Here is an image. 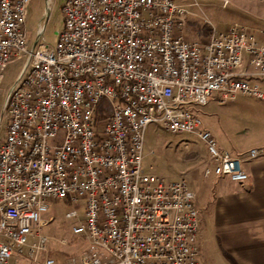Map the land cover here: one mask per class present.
Returning a JSON list of instances; mask_svg holds the SVG:
<instances>
[{
	"label": "built area",
	"instance_id": "1",
	"mask_svg": "<svg viewBox=\"0 0 264 264\" xmlns=\"http://www.w3.org/2000/svg\"><path fill=\"white\" fill-rule=\"evenodd\" d=\"M29 3L0 0V78L11 59L29 56L2 107L0 264H56L39 260L48 242L40 231L50 202L65 198L69 218L86 200L73 231L89 248L74 264H205L186 174L166 182L142 168L146 127L196 136L205 177L246 182L242 163L263 150L240 158L221 149L193 109L214 95L264 103V30L213 28L199 42L185 37L189 11L175 0H66L55 48L30 51Z\"/></svg>",
	"mask_w": 264,
	"mask_h": 264
},
{
	"label": "rangeland",
	"instance_id": "2",
	"mask_svg": "<svg viewBox=\"0 0 264 264\" xmlns=\"http://www.w3.org/2000/svg\"><path fill=\"white\" fill-rule=\"evenodd\" d=\"M66 0H30L25 29L30 51L39 44L55 48L58 35L64 24L62 6ZM189 11L185 19V37L205 42L213 28L224 32L233 25L247 27L259 36L264 30V0H175ZM198 3L196 5L195 3ZM29 56L11 59L0 78V139L4 138L8 118L2 112L6 94L11 89ZM218 96L210 98L207 104L197 106L193 111L201 118L203 127L209 130L220 148L243 158L253 148L264 152V103L249 97H238L224 104L218 103ZM264 158L244 161L245 170L254 162ZM208 159L205 145L189 133H171L161 123L151 122L145 131L142 168L145 173L162 178L166 182L177 181L183 174L189 187L196 193L200 203L211 200L217 192L214 174L203 175ZM226 180H230L228 177ZM70 200L55 199L44 218H51L42 226L41 234L48 240L45 251L39 255L40 262L53 258L56 264H74L89 248L84 234H75L73 227L85 217L86 200L78 199L74 204L77 217L66 216ZM65 239L66 244H61ZM32 239L30 238V241ZM204 240V242H203ZM200 258L205 264H229L224 254L219 253L204 226L198 237ZM25 254L27 248H24ZM7 264H33L24 256L12 257Z\"/></svg>",
	"mask_w": 264,
	"mask_h": 264
},
{
	"label": "crops",
	"instance_id": "3",
	"mask_svg": "<svg viewBox=\"0 0 264 264\" xmlns=\"http://www.w3.org/2000/svg\"><path fill=\"white\" fill-rule=\"evenodd\" d=\"M246 172L249 179L242 183L216 176L217 192L203 205L196 195L198 237L204 226L209 228L229 264H264V158Z\"/></svg>",
	"mask_w": 264,
	"mask_h": 264
},
{
	"label": "bare ground",
	"instance_id": "4",
	"mask_svg": "<svg viewBox=\"0 0 264 264\" xmlns=\"http://www.w3.org/2000/svg\"><path fill=\"white\" fill-rule=\"evenodd\" d=\"M161 125L163 126V123H161Z\"/></svg>",
	"mask_w": 264,
	"mask_h": 264
}]
</instances>
